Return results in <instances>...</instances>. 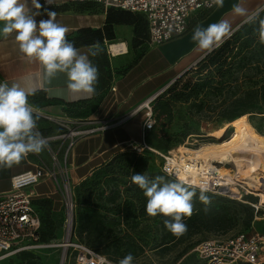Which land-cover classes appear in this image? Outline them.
Listing matches in <instances>:
<instances>
[{
	"label": "rangeland",
	"instance_id": "374dc122",
	"mask_svg": "<svg viewBox=\"0 0 264 264\" xmlns=\"http://www.w3.org/2000/svg\"><path fill=\"white\" fill-rule=\"evenodd\" d=\"M237 4L245 8L250 16L257 18V13L264 14V0H231L230 9L224 12L216 23L223 21L232 25L233 22L232 35L241 25L246 23L244 16L237 15L233 11V5ZM42 11L41 13H32L34 15L39 13L35 17L37 21L47 19V12L53 11L56 14V22L63 26L73 25L74 19L62 15L96 17L95 22L92 21L96 23L98 19L107 14L99 4L82 6L66 2L61 3L56 8ZM208 14L209 12L198 14L192 18L191 24ZM248 43L250 44L249 47L246 48L242 45L237 51V58L229 59L227 64L207 70L195 68L187 77L173 83L165 92L160 94V103L170 105L168 114L172 141L165 145L151 142L152 148L166 155L168 151L175 149L178 145L190 142V148L196 149L203 144L213 142L206 138L207 134L226 128L230 123L246 115L254 130L253 132L264 137L258 132L264 134V44L259 42L258 35L252 37ZM185 86H190L191 89L195 87V91L185 90ZM175 96L182 98L176 101L177 97ZM35 107L38 109L39 116L37 120L38 131L44 137L59 136L62 133L61 127L45 119L49 116L46 113L50 112L45 108L56 107V105L42 104L35 105ZM80 110H78L79 113ZM58 112L51 117L70 121L78 117L74 114L73 118L71 113L63 108L58 109ZM143 114L144 111L140 115ZM234 118L236 119L231 121ZM170 127L165 121L158 123L155 139L167 140ZM235 131L234 126L229 127L224 139H229ZM120 132L110 129L102 132L101 135L108 134L105 143L110 145L111 141L117 139ZM192 136L199 138H192ZM101 140L104 141V136ZM52 148L56 150L60 148V144H54ZM124 148L128 150V148ZM75 152L81 153V150H75L71 154L72 156L70 155L69 161H72ZM43 156H45V161L50 164V156L45 152ZM138 161L137 172L131 170L127 173L128 176L120 178L118 184L113 183L109 188L104 187V195L97 201L103 217L104 235L107 236V241L99 247L98 252L106 258L107 262L118 264L121 258L131 253L135 257L133 264H200L194 250L203 242L224 241L241 235L256 233L264 236V206L260 203L261 199L256 192L248 190L247 186L238 183L239 186H242L241 188L238 185L226 187V190L232 195L218 194L217 192V194L214 192L215 195L208 194L210 200H213L210 206L225 209L228 213L227 229L203 232L184 240L173 241V236L163 223L164 217L158 215L153 218L147 214H142V208L146 206V201H144L146 197L144 193L138 195L136 193L138 186L131 182L132 175L136 173L146 174L149 179L164 176L166 180L172 181L161 171L163 159L152 153L140 157ZM60 164L62 168L65 167V159L62 156ZM223 165L225 168L231 169L232 172L235 171L232 162H225ZM73 170L74 168L70 172L72 187L80 184L74 176ZM78 175H82V171H79ZM64 181L65 176L59 174L57 180L42 182L34 189L38 194H52L49 197L53 198L56 207L60 208V211L46 215L41 247L1 261L0 264H27V261L24 260L25 254L28 255L27 260L30 264L63 263V248L61 246L66 237L64 229L65 211L61 203V189ZM241 194L243 195L242 198L240 197ZM194 199L200 202L198 198ZM90 237L91 235H84L82 238L78 236V239L84 243H89L91 242ZM91 238L94 239L93 236ZM70 254L71 250L68 251L67 260L64 264H74V255L70 256ZM262 255L264 258V251Z\"/></svg>",
	"mask_w": 264,
	"mask_h": 264
},
{
	"label": "built area",
	"instance_id": "2783aa9c",
	"mask_svg": "<svg viewBox=\"0 0 264 264\" xmlns=\"http://www.w3.org/2000/svg\"><path fill=\"white\" fill-rule=\"evenodd\" d=\"M38 2L42 6L40 9L56 8L60 6V3L65 2H93L102 5L105 9L111 8L143 15L148 24L151 47H158L184 36L193 17L217 8L209 6L210 0H50V2L38 0ZM112 91L115 92L116 89ZM159 95L141 104L122 120L113 124L106 123L100 127H96L94 121L89 120L70 121L55 119L51 116L45 118L46 121L59 125L62 133L59 136L46 137L48 146L45 150L50 156L51 163H47L40 154H29L27 158L32 155L36 157L35 162L29 161L34 169L12 178L11 190L0 196V262L41 247L38 236L41 220L33 205V200L38 198L39 194L34 189L42 182L57 180L58 175L61 174L65 176L61 189L66 237L61 246L63 248V264L66 263L69 250H71L70 256L74 255V264H108L105 257L91 251L84 244L74 241V201L70 177L73 166L69 157L84 139L120 126L144 111V119L141 123V141L139 143L132 142L129 147L138 153L150 151L160 156L163 159L162 173L169 178L178 180L182 169L174 163L171 151H168L166 155L162 154L152 148L148 142L153 137L152 133L156 128L153 103ZM54 144H60V148L54 150L52 148ZM61 156L65 159L63 168L60 164ZM206 187L209 189L208 193L231 194L226 188L216 184ZM196 189L199 190V188ZM242 196L241 194L240 197L242 198ZM263 249L264 236L256 233L224 241L203 242L195 248L194 252L200 264H264L261 256Z\"/></svg>",
	"mask_w": 264,
	"mask_h": 264
},
{
	"label": "crops",
	"instance_id": "0c3cea01",
	"mask_svg": "<svg viewBox=\"0 0 264 264\" xmlns=\"http://www.w3.org/2000/svg\"><path fill=\"white\" fill-rule=\"evenodd\" d=\"M230 4L231 0H224L223 7L215 8L212 10L213 13L210 11L203 21L191 29L188 28L184 36L158 47H151L148 39L142 40L137 47H134L135 27L122 24L115 25L113 27L114 39L106 40L104 44L111 81L107 88L99 94L98 98L103 101L99 107L86 113L83 117L74 118V110H72L73 120L94 121L96 127L106 123L113 124L130 115L141 104L165 92L179 77L195 67L208 54L199 50L193 42V29L197 25L206 28L209 24L216 23L221 15L230 9ZM28 6L32 13L49 10L36 8L32 0H28ZM62 16L74 19L73 25L65 26L69 29L66 36L83 28L101 29L106 20V16H104L93 23L92 21L95 22L96 17L88 18L82 15L70 16L67 14ZM232 26L233 22L232 25L230 24V28ZM113 47L117 48V52L113 51ZM79 51L81 54H88L89 47L79 48ZM89 59L92 61L91 56ZM66 81L67 77L63 73H59L49 80L39 62L35 60L30 62L24 57L15 41V33L7 39L0 37V82H7L9 85L18 83L21 87L32 90L35 99L43 98L47 101H58L63 104H77L85 101L95 103L97 98L94 99V96L82 97L71 94L66 88ZM113 89L116 91L113 92ZM61 108H63L62 105L47 107L45 110L50 112L46 114L53 116L59 113L58 109ZM140 114L120 126L112 128L116 132H121L117 139L111 141L110 145L105 143L108 134L103 135L104 141H102L101 133L90 136L77 145L75 150H81V153L75 152L70 163L74 168L73 173L78 182L90 176L96 168L106 163L116 151L124 150V147H129L132 142L139 143L141 141V123L144 117ZM164 121H156L153 136H157L155 131L158 123ZM44 152L48 154L44 150L40 155L43 156ZM29 161L35 162L36 157L32 155L30 158H25L12 168H0V196L11 190L12 178L34 169ZM79 171H82V175H78ZM50 195L52 194H39V197L50 198ZM261 256L263 258V255Z\"/></svg>",
	"mask_w": 264,
	"mask_h": 264
},
{
	"label": "clouds",
	"instance_id": "9594fccd",
	"mask_svg": "<svg viewBox=\"0 0 264 264\" xmlns=\"http://www.w3.org/2000/svg\"><path fill=\"white\" fill-rule=\"evenodd\" d=\"M50 2V0H47ZM36 8L42 7L38 0H32ZM224 0H210L209 6L223 7ZM233 11L244 16L246 22H255L239 4ZM28 6V0H0V37L7 39L15 33L19 51L30 62L35 60L43 68L45 76L51 80L57 74L67 77V90L77 96L91 97L96 94L99 69L89 59L102 52L99 42L89 46L88 54H81L72 41L66 38L69 29L56 22V14L47 12V19L36 20ZM258 15V13L256 14ZM257 29L259 42L264 44V19L259 20ZM232 31L226 22L212 23L206 28L197 25L193 29L192 40L199 50L211 53L218 49ZM32 90L18 83H0V168H12L29 154H40L48 146V140L38 131V109L29 103ZM131 182L143 190L147 198L146 214L149 217L162 216L165 227L174 235L182 236L187 231L184 222L194 212V198L210 205L209 189L186 186L182 180L169 181L164 176L149 179L146 174L132 175ZM135 257L128 253L118 264H133ZM108 264H111L109 261Z\"/></svg>",
	"mask_w": 264,
	"mask_h": 264
},
{
	"label": "trees",
	"instance_id": "16d2710c",
	"mask_svg": "<svg viewBox=\"0 0 264 264\" xmlns=\"http://www.w3.org/2000/svg\"><path fill=\"white\" fill-rule=\"evenodd\" d=\"M73 5H86V4H97L93 2L87 3H71ZM100 5V4H99ZM102 6V5H101ZM103 7V6H102ZM104 8V7H103ZM105 9V8H104ZM107 12L105 24L101 29H91V28H83L78 30L76 33H73L66 38L69 41H72L75 46L79 48H86L90 45H93L99 42L103 52L97 57H91L92 63L96 65L99 69V79L96 85V94L94 95L95 103L92 101L89 103L79 102L77 104H63L58 101H47L43 98H34V95L28 99L29 103L33 106L35 105H56L63 106V109L68 111L69 113L74 110V114L78 117H83L86 113L93 111L96 107H99L102 103V99L100 100L99 94L102 93L111 81V73L109 68L108 58L104 49L105 41H111L114 39L113 27L115 25H131L135 27V38H134V47H137L142 40H149V31L148 24L143 15L134 14L131 12L115 10V9H105ZM114 13V14H113ZM203 16L199 21L194 24H190L189 28L191 29L199 22L203 21L206 17ZM264 19V14L258 13L255 22L253 23H244L240 26V28L233 34L229 39H227L218 49H215L210 54L208 53L195 67L184 73L179 79L175 82L187 77L193 69H209L216 66H223L228 63V60L233 58H237L240 47L246 46L249 47L250 40L252 37H256L258 35V27L259 20ZM104 58V62H103ZM174 82V83H175ZM185 90L195 91L191 89L190 86H185ZM159 95L153 103L154 114L156 115V121L161 122L165 120L170 127L169 121V111L170 105L168 103H160ZM176 101H179L182 97L175 96ZM81 109L80 113L78 110ZM244 115V114H243ZM242 116V115H241ZM240 117V116H239ZM236 117V118H239ZM232 119L231 121L235 120ZM229 121V122H231ZM260 134L264 135L260 131ZM171 127L170 132L167 133V140H158L153 136L149 139V144L151 142H156L158 144H169L172 141ZM152 147V146H151ZM128 150H119L116 151L113 156L100 167L96 168L90 176L86 177L84 180L80 182L78 186L73 187V201H74V241L84 244L91 251L96 254L101 255L98 252L100 246H102L107 241V236L104 235V223L103 217L100 213V206H98V198L101 199L104 195V187L109 188L111 184L120 182V178L124 176H128L131 170L137 172V165L139 163V158L144 157L148 154H152L150 151H144L142 153H138L130 147H127ZM167 177V176H166ZM169 178V177H168ZM174 181V179L169 178ZM199 192V190H197ZM136 193L141 195L143 190L137 187ZM210 194V193H208ZM215 195V194H213ZM198 197V194H197ZM247 197V196H246ZM147 203V198H145ZM213 200H211L212 202ZM62 203V202H61ZM194 203V212L190 218H186L184 222L187 225V231L182 236H174L171 232L170 234L173 236V241L177 239H186L187 237L195 236L203 232H216L227 229L228 227V213H226L225 209L212 207L210 205H205L203 203L198 202L196 199L193 201ZM33 205L36 212L39 214L41 220V226L38 232L39 236V244H42V230L45 226L46 215L54 212L60 211V208H57L55 205V201L53 198H41L38 197L33 200ZM62 208L63 205H62ZM146 206L142 208V214L146 215L145 211ZM84 235H91L94 239H91V242L84 243L78 239L79 237H83ZM98 243V245H97ZM25 253V252H23ZM22 254V253H21ZM19 255V254H18ZM102 256V255H101ZM16 257V256H15ZM14 258V257H12ZM28 255H24V260L27 261V264L30 262L27 260ZM11 259V258H10ZM199 260V259H198ZM200 262V261H199Z\"/></svg>",
	"mask_w": 264,
	"mask_h": 264
},
{
	"label": "bare ground",
	"instance_id": "6f19581e",
	"mask_svg": "<svg viewBox=\"0 0 264 264\" xmlns=\"http://www.w3.org/2000/svg\"><path fill=\"white\" fill-rule=\"evenodd\" d=\"M113 51L117 52V48L113 47ZM231 126L236 131L229 139H224ZM253 131L246 115L226 128L207 134L211 143L196 149L190 148V142L178 145L171 150L174 163L182 169L178 180L191 187L216 184L226 188L244 184L258 194L264 206V137ZM225 162H232L235 171L225 168Z\"/></svg>",
	"mask_w": 264,
	"mask_h": 264
}]
</instances>
